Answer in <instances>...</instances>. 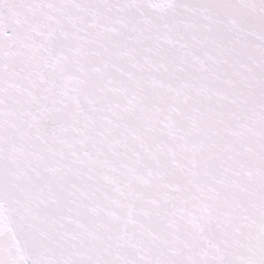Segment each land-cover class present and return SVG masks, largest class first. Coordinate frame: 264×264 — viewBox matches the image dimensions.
<instances>
[{
	"label": "snow or ice",
	"instance_id": "obj_1",
	"mask_svg": "<svg viewBox=\"0 0 264 264\" xmlns=\"http://www.w3.org/2000/svg\"><path fill=\"white\" fill-rule=\"evenodd\" d=\"M0 264H264V0H0Z\"/></svg>",
	"mask_w": 264,
	"mask_h": 264
}]
</instances>
